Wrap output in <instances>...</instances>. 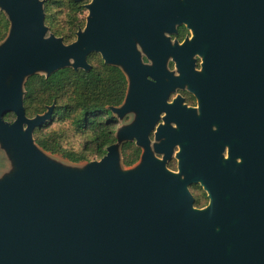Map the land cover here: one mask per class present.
Listing matches in <instances>:
<instances>
[{"label": "water", "instance_id": "1", "mask_svg": "<svg viewBox=\"0 0 264 264\" xmlns=\"http://www.w3.org/2000/svg\"><path fill=\"white\" fill-rule=\"evenodd\" d=\"M145 1L94 0L87 5L85 29L65 44L46 37L42 0H0L11 21L0 46V140L11 142L19 156V170L0 182V264H264V0H196L223 6L224 54L258 55L259 82L227 89L248 139L237 172H223L228 196L214 192L208 208H194L185 187L193 172L182 181L150 152L137 169L121 171L120 155L109 147L81 175L56 165L35 144L33 131L52 108L34 118L26 115L27 76L70 65L88 70L87 55L101 51L135 82L145 68L116 11L141 9ZM107 9L115 11L109 20ZM133 22L125 19L128 28ZM134 94L117 109L120 115L134 105ZM139 125L122 135L138 133ZM180 156L184 171L192 154L184 150ZM199 177L206 184L205 174Z\"/></svg>", "mask_w": 264, "mask_h": 264}, {"label": "flooded vegetation", "instance_id": "2", "mask_svg": "<svg viewBox=\"0 0 264 264\" xmlns=\"http://www.w3.org/2000/svg\"><path fill=\"white\" fill-rule=\"evenodd\" d=\"M208 5L196 0H147L141 9L116 11L145 70L134 82L127 68L111 63L123 69L128 83L119 108L135 91L134 105L120 115L124 130L140 124L138 133L123 136L122 144L129 143L139 154L128 167L137 169L150 152L182 181L193 172L185 187L197 209L208 208L214 192L228 196L223 193V172L237 168L243 162L242 150L248 147L236 99H228L227 89L250 87L260 80L258 55L223 53V6ZM114 12L103 11L107 20ZM127 17L134 21L129 28ZM94 52L102 56L101 51ZM184 150L191 152L192 160L183 171ZM202 174L208 186L199 177Z\"/></svg>", "mask_w": 264, "mask_h": 264}, {"label": "trees", "instance_id": "3", "mask_svg": "<svg viewBox=\"0 0 264 264\" xmlns=\"http://www.w3.org/2000/svg\"><path fill=\"white\" fill-rule=\"evenodd\" d=\"M46 37L51 35L70 44L83 31L86 21L80 15V0H42ZM66 13L68 24L60 26L54 18ZM10 18L0 6V42L9 35ZM89 69L72 65L47 74H31L24 82L23 106L26 115L34 118L52 108L51 117L33 131L35 144L44 152L60 155L74 162L102 158L109 147H114L123 165H131L138 151L124 143L121 116L117 109L127 92V79L123 69L107 63L96 52L87 55ZM13 120L14 114L6 116ZM120 122V125L117 124ZM73 138L77 148L64 141ZM121 144V145H120Z\"/></svg>", "mask_w": 264, "mask_h": 264}, {"label": "rangeland", "instance_id": "4", "mask_svg": "<svg viewBox=\"0 0 264 264\" xmlns=\"http://www.w3.org/2000/svg\"><path fill=\"white\" fill-rule=\"evenodd\" d=\"M89 1L90 0H84L82 2V5H81L82 9L79 12L80 13L79 16H81L83 19H85V21H86V17L89 15V11L87 10V3ZM54 18L58 21V24L60 26H65L66 24H68V21L65 20V18L67 19V15L65 12L64 13H61V12L58 13V15ZM10 29H11V23L9 22V31H10ZM5 39L0 42V46L4 43ZM35 73L47 74L48 72L45 68H40ZM14 76H15V70L14 69L9 70L7 72V78H6V85L7 86H10V82L14 78ZM120 122L117 124L118 126L120 125ZM74 141L75 140H73V138H68L64 141V143L67 146L77 148L78 145L75 144ZM45 154L47 155V157L52 162H54L59 167L65 169V170H68V171H73V172L81 174V175L85 173L86 168H87L88 163H89V161H82V162L74 163V162H71V161L63 158L60 155L50 154L47 152H45ZM99 159L100 158L94 156L92 161L93 160H99ZM119 168L121 171H129V170L135 169L134 167H128L126 165H123L121 162H119ZM18 170H19V156H18L17 152L15 151V149L13 148V145L11 144V142H4V141L0 140V182L13 177Z\"/></svg>", "mask_w": 264, "mask_h": 264}]
</instances>
